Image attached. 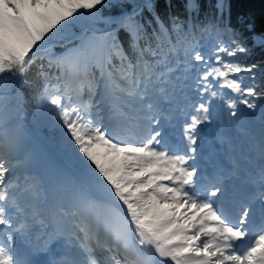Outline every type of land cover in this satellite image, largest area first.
Listing matches in <instances>:
<instances>
[{
    "label": "snow or ice",
    "instance_id": "obj_1",
    "mask_svg": "<svg viewBox=\"0 0 264 264\" xmlns=\"http://www.w3.org/2000/svg\"><path fill=\"white\" fill-rule=\"evenodd\" d=\"M228 8L201 19L185 0L164 18L156 0H0V264H31L17 234L60 245L50 264H264V83ZM30 103L79 168L51 188L17 171L35 160Z\"/></svg>",
    "mask_w": 264,
    "mask_h": 264
},
{
    "label": "trees",
    "instance_id": "obj_2",
    "mask_svg": "<svg viewBox=\"0 0 264 264\" xmlns=\"http://www.w3.org/2000/svg\"><path fill=\"white\" fill-rule=\"evenodd\" d=\"M196 2L200 5L201 19L210 16L215 11L216 0H196ZM156 3L157 11L164 18L169 13L184 15L183 4L185 0H156ZM226 3L229 6L226 19L239 34L241 41L251 49L247 60L258 65L256 71L257 81L264 83V47L253 46V37L264 29V0H226ZM113 11V9L104 8L102 14L107 16ZM99 26L103 27V25ZM72 32L79 35L80 28H74ZM65 39H72L71 33L67 34ZM33 75L34 72H29V79H32ZM242 75L247 77L248 74L244 73ZM25 92L27 95L28 90L26 89ZM26 109L25 126L66 156L63 147V132L59 122L54 117L46 114L37 115L33 119L34 105L31 103L26 105ZM258 126L260 127V124ZM73 163L75 168L79 169L75 161Z\"/></svg>",
    "mask_w": 264,
    "mask_h": 264
},
{
    "label": "rangeland",
    "instance_id": "obj_3",
    "mask_svg": "<svg viewBox=\"0 0 264 264\" xmlns=\"http://www.w3.org/2000/svg\"><path fill=\"white\" fill-rule=\"evenodd\" d=\"M208 135H210V134H208ZM25 142H26V145L28 146V148L32 150V148L30 146L31 144L30 145L28 144L30 142V138L27 136L26 132H25ZM45 149H43V152H44L47 159H46V161H44L42 163V166L40 167V170L37 172V174L43 179V181L45 183L44 186L46 188H51V187H53V183H56L58 180L63 179L64 175H67L70 179L71 178L70 177L71 172L68 170V168H65L67 166V165H64L66 163V161L61 160L60 157H58L55 152H51L49 149L47 151V149L46 150ZM62 167H64L65 172L60 170ZM17 171H18V173L23 175V172H21L19 169ZM26 171L31 172V169L27 168ZM48 211H49L48 205L46 207L44 205V212H46V214H47ZM38 232L39 231H36L35 234L37 235ZM40 234H41V232L39 233V235Z\"/></svg>",
    "mask_w": 264,
    "mask_h": 264
},
{
    "label": "bare ground",
    "instance_id": "obj_4",
    "mask_svg": "<svg viewBox=\"0 0 264 264\" xmlns=\"http://www.w3.org/2000/svg\"><path fill=\"white\" fill-rule=\"evenodd\" d=\"M205 162H207V164H209V165H210V161H207V160H205Z\"/></svg>",
    "mask_w": 264,
    "mask_h": 264
}]
</instances>
